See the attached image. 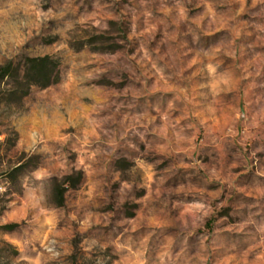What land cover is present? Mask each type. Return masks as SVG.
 <instances>
[{"label": "rangeland", "instance_id": "obj_1", "mask_svg": "<svg viewBox=\"0 0 264 264\" xmlns=\"http://www.w3.org/2000/svg\"><path fill=\"white\" fill-rule=\"evenodd\" d=\"M44 56L0 84V264H264V0H0V68Z\"/></svg>", "mask_w": 264, "mask_h": 264}, {"label": "trees", "instance_id": "obj_2", "mask_svg": "<svg viewBox=\"0 0 264 264\" xmlns=\"http://www.w3.org/2000/svg\"><path fill=\"white\" fill-rule=\"evenodd\" d=\"M16 78L20 88L24 89L22 95L34 87H48L60 79L59 61L51 56L27 58L21 65L6 64L0 68V84L6 78ZM64 192L58 193V206L64 204Z\"/></svg>", "mask_w": 264, "mask_h": 264}]
</instances>
